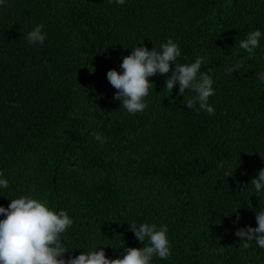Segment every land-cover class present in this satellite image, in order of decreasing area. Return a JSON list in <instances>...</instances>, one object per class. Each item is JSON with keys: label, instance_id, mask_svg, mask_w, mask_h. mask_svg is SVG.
I'll return each instance as SVG.
<instances>
[{"label": "trees", "instance_id": "obj_1", "mask_svg": "<svg viewBox=\"0 0 264 264\" xmlns=\"http://www.w3.org/2000/svg\"><path fill=\"white\" fill-rule=\"evenodd\" d=\"M39 24L46 39L30 44ZM253 30L262 36L248 59L239 42ZM169 38L181 50L178 63L206 58L214 115L198 103L187 108L195 93L180 96L178 83L164 89L171 73L150 78L143 112L129 114L114 99L107 72H122L131 48L159 50ZM241 59L239 71L226 72ZM261 72L264 0H6L0 178L9 187H0V206L32 195L65 210L73 219L62 235L65 259L101 247L116 259L143 247L128 230L136 222L168 228L171 256L152 264H264V249L254 241L243 249L235 235L258 227L255 213L264 210V189L257 196L250 185L264 169Z\"/></svg>", "mask_w": 264, "mask_h": 264}, {"label": "clouds", "instance_id": "obj_2", "mask_svg": "<svg viewBox=\"0 0 264 264\" xmlns=\"http://www.w3.org/2000/svg\"><path fill=\"white\" fill-rule=\"evenodd\" d=\"M115 2L123 6L125 0ZM5 3L6 0H0V6ZM43 27V24H39L28 32L26 39L30 44L43 45L46 39ZM261 36V31L253 30L239 42V48L247 53L248 59L255 56ZM131 49L130 55L122 57V72L114 69L107 72L108 82L117 90L114 99L122 103L121 109L132 115L143 112L147 107L145 98L154 85L150 78L157 74L171 73L165 81L164 89L172 93L178 83L180 96L185 97L186 90L195 93V96L185 103L187 108L192 110L198 103L201 110L209 115L215 114L214 108L208 103L209 98L215 94L211 78L212 69L201 72L205 57L199 56L190 64L178 63L181 50L171 38L163 43L159 50L153 47L149 51L143 46ZM243 64L241 59L236 65L228 66L226 72L232 74L239 71ZM255 78L264 82V72L257 74ZM90 135L99 143H106L100 133L93 131ZM220 167H225V162H221ZM2 175L3 173H0V176ZM225 175L233 176L230 170H226ZM250 185L259 196L264 189V169L259 170L258 176L251 180ZM0 187H9L7 179L0 178ZM10 201L7 208L0 206V215L5 217L0 220V264H152L154 257L166 260L171 256L166 225L133 222L129 224L128 230L143 247H128L121 253L120 258L116 259L107 258L101 250L102 247L88 252L82 251L78 256L68 255L65 259L66 254L71 252L62 243V235L73 225L69 214L65 210H51L47 202H42L32 195H22ZM255 220L258 227L248 226L235 233L241 239L240 245L243 249H248L253 241L259 248L264 249V210L255 213ZM238 222L239 216L236 220V223ZM219 251L222 253L224 247H220Z\"/></svg>", "mask_w": 264, "mask_h": 264}]
</instances>
